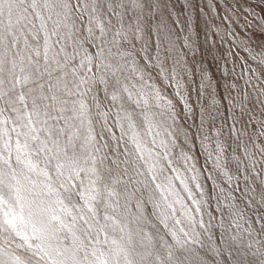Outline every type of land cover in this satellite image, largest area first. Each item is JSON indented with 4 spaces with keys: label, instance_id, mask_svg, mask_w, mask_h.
I'll return each instance as SVG.
<instances>
[{
    "label": "snow or ice",
    "instance_id": "obj_1",
    "mask_svg": "<svg viewBox=\"0 0 264 264\" xmlns=\"http://www.w3.org/2000/svg\"><path fill=\"white\" fill-rule=\"evenodd\" d=\"M0 264H264V0H0Z\"/></svg>",
    "mask_w": 264,
    "mask_h": 264
}]
</instances>
